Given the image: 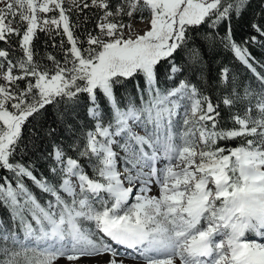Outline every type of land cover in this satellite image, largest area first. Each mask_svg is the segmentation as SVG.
<instances>
[{
    "label": "snow or ice",
    "instance_id": "snow-or-ice-1",
    "mask_svg": "<svg viewBox=\"0 0 264 264\" xmlns=\"http://www.w3.org/2000/svg\"><path fill=\"white\" fill-rule=\"evenodd\" d=\"M249 6L0 0V264H264V61L247 46L264 16L242 43L231 26ZM38 32L66 37L61 59L37 57Z\"/></svg>",
    "mask_w": 264,
    "mask_h": 264
},
{
    "label": "trees",
    "instance_id": "trees-1",
    "mask_svg": "<svg viewBox=\"0 0 264 264\" xmlns=\"http://www.w3.org/2000/svg\"><path fill=\"white\" fill-rule=\"evenodd\" d=\"M264 16V0H250V6L246 13L241 16L239 19H233L232 21V32L234 38L238 42H243L244 40L248 39L252 35H255L251 24L252 22L259 21L261 17ZM80 19H83L82 17ZM75 22V17H74ZM91 27V25H89ZM65 40V47L67 46L66 43V37L56 36L55 40L53 41L48 35H46L44 32H38L37 38L33 42L34 51L37 53V57H43L46 53H51L57 57V59H61L63 53L60 49V41L61 39ZM81 38H83L81 36ZM55 43L57 47H52V44ZM248 50L251 52L252 56L256 58L257 61H264V47H262L258 43H249ZM0 47H5V45L0 42ZM226 59L231 61V54L229 53H223L219 57H217V52L213 51H207L205 52V59L209 61V63L212 65L213 68L216 67V59ZM233 64H236L235 61H231ZM236 70L240 71L242 76L247 75V72L243 69L242 66L236 64ZM139 79L138 77H133L132 79L125 80L124 83V89L128 93H132L134 91V82ZM224 115V113H222ZM55 108L49 107L43 114V116L40 118V123L43 124L45 127L48 125H52L55 127ZM25 134H27V128L25 129ZM40 145V152H43L47 146L48 142L45 139H41L37 142ZM242 143L240 139L229 141L228 146H236L238 144ZM33 160L36 161L37 168L40 172H44L46 165L43 160L37 159L36 156L32 157ZM0 174H7L2 173ZM30 184V182H29ZM6 215V213L0 209V216Z\"/></svg>",
    "mask_w": 264,
    "mask_h": 264
},
{
    "label": "rangeland",
    "instance_id": "rangeland-1",
    "mask_svg": "<svg viewBox=\"0 0 264 264\" xmlns=\"http://www.w3.org/2000/svg\"><path fill=\"white\" fill-rule=\"evenodd\" d=\"M132 23H133L134 28H135L137 31H139V30H141V29H143V28L145 27L144 24L139 23L137 20H133ZM15 26H16V27H21V30H23V29H22V26H21L20 24H15ZM126 34H127V30H126ZM0 48H2V47H0ZM121 250L123 251V249H121ZM127 259H130V260H131V257H128Z\"/></svg>",
    "mask_w": 264,
    "mask_h": 264
},
{
    "label": "bare ground",
    "instance_id": "bare-ground-1",
    "mask_svg": "<svg viewBox=\"0 0 264 264\" xmlns=\"http://www.w3.org/2000/svg\"><path fill=\"white\" fill-rule=\"evenodd\" d=\"M128 260H130V259H128Z\"/></svg>",
    "mask_w": 264,
    "mask_h": 264
}]
</instances>
